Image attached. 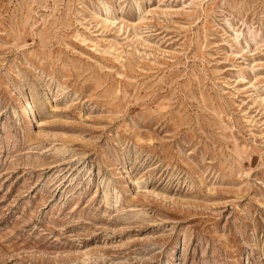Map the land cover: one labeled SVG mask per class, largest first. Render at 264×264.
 Returning a JSON list of instances; mask_svg holds the SVG:
<instances>
[{
  "label": "rangeland",
  "instance_id": "obj_1",
  "mask_svg": "<svg viewBox=\"0 0 264 264\" xmlns=\"http://www.w3.org/2000/svg\"><path fill=\"white\" fill-rule=\"evenodd\" d=\"M0 264H264V0H0Z\"/></svg>",
  "mask_w": 264,
  "mask_h": 264
}]
</instances>
